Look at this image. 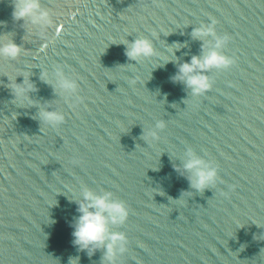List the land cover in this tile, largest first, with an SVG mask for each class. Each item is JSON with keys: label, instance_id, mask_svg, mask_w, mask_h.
<instances>
[{"label": "water", "instance_id": "obj_1", "mask_svg": "<svg viewBox=\"0 0 264 264\" xmlns=\"http://www.w3.org/2000/svg\"><path fill=\"white\" fill-rule=\"evenodd\" d=\"M0 264H264V0H0Z\"/></svg>", "mask_w": 264, "mask_h": 264}]
</instances>
